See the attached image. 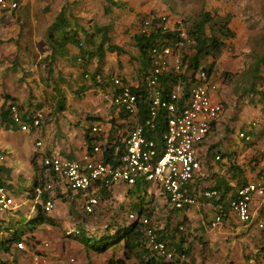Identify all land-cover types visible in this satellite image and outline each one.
Returning a JSON list of instances; mask_svg holds the SVG:
<instances>
[{
  "label": "trees",
  "instance_id": "obj_1",
  "mask_svg": "<svg viewBox=\"0 0 264 264\" xmlns=\"http://www.w3.org/2000/svg\"><path fill=\"white\" fill-rule=\"evenodd\" d=\"M21 2V0H19ZM80 2H67L62 5L59 12L55 15L52 22L47 26L45 30V42L50 51L41 61L36 65L43 67L41 72L40 83L43 87V94L46 101H51V107L53 113H61L66 109V88L74 85L71 75L66 74L63 70L56 67V62L59 59H67L72 67H78L80 69V80L75 82V88L72 91L77 96H83L91 88H101L103 92H116L118 87L113 81V73H107L102 70V63L106 59L107 54L116 53L118 56L128 55L130 61L138 65L137 73L140 76V82L138 86H132L134 93L138 95V112L137 122L130 121L131 115L125 108H117L113 105L114 110L118 109L119 118L123 119L122 122L117 120V117H112L109 122L112 124L111 133L106 142L102 143L104 136L100 132L93 131V123L101 122L103 119L100 117L88 115L87 123L89 127L85 128L84 139L86 146L90 153H93L95 146H101L103 149V160L113 166H118L121 163L122 155L126 151L125 143L122 141L123 137L128 132L134 129L137 125H142L149 138L161 147L163 146V135L167 128L168 112L165 109H159L158 114L153 117L151 113V97L152 92L147 83L150 71L152 70V49L155 46H171L174 51L180 53L182 57V68L179 71L170 70L160 77L159 87L163 89V95L171 94L175 87L182 86L183 94L186 97L189 93L190 87L196 78V73L200 69H204L207 72L208 78H212L216 71L217 63L224 52L231 53L236 52L235 40L238 39V32L233 27V19L235 14L230 10L225 13H220L218 10H208L203 7L198 13L192 17H184L180 24L175 26L174 29L166 27L167 18L158 16L155 12L141 13L139 15L141 27L132 35L134 50L126 48L124 45H120L114 41V29L116 28L115 20L110 18L108 23H95L91 19H85L81 13L76 11L75 6ZM128 6V2L122 0H105L102 4V12L106 17L112 15L115 9H122ZM22 8V3L19 8L8 9L0 7V19L3 20L8 12L16 13ZM18 9V10H17ZM146 21L150 22V26L146 31H143ZM1 22V21H0ZM23 28L21 27L20 34H23ZM19 34V35H20ZM20 37V36H19ZM18 38L13 42L18 44ZM71 46L78 49V52L72 53ZM19 46L18 49H21ZM25 50L30 54L28 59L30 64H35L36 55L29 45L25 46ZM255 60L246 61V69L239 74H232L231 72H224V81L228 82L237 75L241 78L251 79L250 85L244 87L245 93H253L259 96V103L264 107V92L258 88V80L264 81L262 75V68L264 69V54L261 55L255 51ZM23 62L19 56H16L12 60L10 67H18ZM97 66L94 68V64ZM92 67L94 68L92 70ZM89 74V77L86 75ZM123 81L128 83V80L122 75ZM239 78V79H241ZM246 81V79H244ZM241 88V87H240ZM235 88L237 93L238 89ZM34 99V93L31 92L29 102ZM31 104V103H30ZM43 102L39 103L38 108L43 106ZM13 106L16 107L18 113L21 115V121L23 123L30 124L34 128V110H31V105L28 102H21L18 97L13 96L10 93H0V127L7 131H15L21 128V124L14 120ZM112 114H114V112ZM121 117V118H120ZM153 118L154 126L146 124V120ZM216 122H214L215 125ZM41 124V123H40ZM37 128V127H35ZM119 132H122L121 136ZM115 136L111 137V135ZM246 137V136H244ZM36 146L37 145L36 142ZM41 148V146L39 147ZM34 153V157L31 159L32 165L35 168L36 177L34 182L28 187L29 196L35 200V214L32 217L22 216L16 222L6 224L3 222L0 225V261L1 253H9L12 246L21 241H24V234L29 230H34L36 227L41 226L47 222H52L50 214L52 212L46 211L44 205L47 200L54 199L64 194L53 196V188L45 189L44 192L39 195L37 190L40 187H45L52 183L51 179L44 174L38 173L40 167L38 161L40 158L48 156L46 153L39 151ZM218 155L217 160L221 158H230V176L221 175L216 177V180L209 184L204 192L200 195L201 199L207 201H213L217 205L224 202L231 190H233L232 184L235 182L232 200L237 198L238 190L248 184L247 169L238 165L236 162H232L231 154L221 152ZM264 157V151L261 154ZM258 156L252 158L251 169L257 167ZM44 168L47 169L46 166ZM50 175H54L49 169H47ZM55 176L58 180L62 181L57 174ZM12 180V168L6 165L4 161L0 163V187L11 188ZM63 182V181H62ZM54 184V183H53ZM190 184V183H189ZM99 191L90 192L99 198V204L95 209L87 213L85 210V203L83 204V211L87 214L77 215L74 214L72 220V230L69 234H73L76 238L81 240L85 248L90 251L93 250L99 254L105 253L113 249L121 248L123 251V258L117 260L119 264H127V261L135 259L139 264H193L189 247L186 249L183 245V241L173 244L175 242L168 240V243L164 231H157V238L167 242L169 248L174 252L175 260H168L165 256L160 255L156 250L148 247V240L145 234L144 224L141 221V217L148 216L152 219L156 214L157 205L155 203L154 196L148 198V191L150 190L151 182L145 180H138L133 185H127L128 195H135V198L130 200V211L137 213V218L131 220L129 214L126 212V208L123 206L120 208L118 215L126 213V218L120 220L118 216H113L106 223H102L101 219H92V216L98 212V208L102 209L103 203H111L110 198L113 195L115 188L107 187L103 182H99ZM187 193L192 194L194 192L190 185L187 186ZM206 191L215 192L211 196H206ZM82 193V192H80ZM86 193V192H85ZM166 198V194L161 192ZM88 196V193H86ZM88 198V197H87ZM113 199V198H111ZM231 199V198H230ZM66 200V198H62ZM230 200V207L231 202ZM103 201V202H102ZM186 209V207L182 208ZM181 209V210H182ZM219 207L218 211L220 212ZM225 211V210H223ZM224 213V212H223ZM221 212V214L223 215ZM226 213V211H225ZM94 223L95 229H90V224ZM181 226L178 225V229L181 230ZM3 231V232H2ZM262 231V230H261ZM29 238H27L28 240ZM172 246V247H171ZM175 249H174V248ZM185 256L187 260L181 261V257ZM113 261V260H112ZM0 264H4L1 262Z\"/></svg>",
  "mask_w": 264,
  "mask_h": 264
},
{
  "label": "crops",
  "instance_id": "obj_2",
  "mask_svg": "<svg viewBox=\"0 0 264 264\" xmlns=\"http://www.w3.org/2000/svg\"><path fill=\"white\" fill-rule=\"evenodd\" d=\"M248 41L249 40L247 39V42H243L241 41L240 37L235 40L236 52L223 53V57L221 56L219 62L217 63L216 71L211 78L212 80L214 79L215 75L219 74L218 68L221 66L224 67L225 71L231 73H242L246 69V52L249 50V47L244 43H249ZM71 50L72 53L78 52V49L74 46H71ZM228 54L234 55L236 57L228 56ZM126 56L128 55L118 56L116 53L107 54L106 59L103 62H109L105 65L102 63V70L107 73L112 72L114 76L122 75L128 80V83L131 86H138L140 82L139 74L135 72L132 76L134 78L132 79L128 74V71L122 66L123 63L117 61L116 57H119L120 60L123 61L124 57ZM220 62H223V65H221ZM36 63L37 61L35 62V65L30 63L28 64L31 66L32 71L38 72L39 68L37 67ZM22 65L26 66L25 63H22ZM70 66L71 65L69 63L63 72L71 75V79L78 77L81 72L80 69L78 67ZM94 66L96 67L97 63H95ZM0 72L2 73V71ZM261 73L264 76V72L262 71ZM5 74H7V72H5ZM35 74L36 76L38 75L37 73ZM36 76H33V79ZM27 79L30 80V78ZM223 81L224 78L222 79L221 84L219 83V87L217 86V89L213 92V96L216 101L223 102L224 111L218 121H216L215 125L213 126V130L206 140L197 145L198 158L202 162V168L199 172H197L195 178L189 184L190 188L192 187V190L197 193L191 194L197 197V202L193 205L186 206V209H180L181 211L179 209L176 210L175 208L174 210L172 209L173 207L169 205L168 200L160 192V190H158L154 184L151 183L150 185V189L155 187L158 190V193H154L153 195L157 205V210L152 219L159 222L160 230L165 229L164 234L167 241L172 238V240L175 241L173 242L174 245L175 243L183 241L185 248L187 249L189 247L191 254L190 260L193 262V264H244L253 257H264V232L257 227V222L263 218L262 211L260 209V201L262 199L261 196H257L255 198L252 207L253 220L248 223L239 221L236 214L231 210L230 207V200H232L231 196L233 195L234 188H236V186L234 187L235 182L232 184L233 190H231L227 196L229 202H227L225 199L223 204L220 203L217 205L213 201H207L205 198H200V195L204 192V189L209 184L214 182L216 177L221 175L230 176L231 174L229 169L231 166L230 158L225 157L223 159L221 158L220 160H217V157L218 155H221V152L230 153L232 162H236L238 165L247 169L248 183H264V157L261 155L264 151V124L259 120V118H261L260 107L263 106L259 103V96L254 95L253 93H237L235 91V85L227 81ZM261 81L263 84V80ZM260 83L261 82H258V88L264 92V89L262 86H260ZM216 84L218 85V83ZM223 84H225V87ZM74 85L71 86L70 89L66 88V91H68V93H73L72 91L75 88ZM36 86L37 89H40L38 88V85ZM38 91L39 92L37 93L33 91L34 99L31 100V102L27 100L30 95L27 96L21 92L19 93V91L16 90L13 93H8L18 97L21 102H28V105H31V110L38 108L37 105L39 103H44L41 111H46V114L45 118H42L39 127H34L27 131H24L21 128L15 131H7L0 127V151L4 154H8L9 151H7V148H13L11 149V152L14 154L13 159H9L5 155L4 163L12 168V187L8 188L7 190L17 201H19V199L25 200L26 194H29L28 187L30 185L26 181L27 178H31L32 174L34 175V180L36 177L35 168L32 165L31 159L34 157L37 147L34 151L32 150L30 157L27 156L29 167L32 169V172L26 173L28 167L25 166L24 160L19 153L26 151L28 143L25 141V133L32 131L33 135L36 137V142L40 141L42 143L39 145L41 148L38 147L40 149L39 151L46 153L48 156L59 155L64 158L79 160L87 152H89L84 139L85 128L90 126V124L88 125L87 123L88 115L103 119L101 122L93 123L94 126L98 125L102 128L100 133L104 136V139L101 144L108 140L111 133L112 124L109 122V120L116 116L119 122L123 121V119H118V110H114L113 105L105 97L104 92L99 88H91L88 91H98L100 92V95L103 93V96L101 95L103 97L102 102L105 104L102 103L100 106L101 109L96 107V112L94 114L91 113L88 115L85 112V109L87 110V106L81 104V100L76 98L77 102L73 106H70L72 103L70 100V94H66L67 102L65 111L61 113H53L51 101L48 100L50 104L47 110L45 107V103L47 102L46 98L45 96H42L40 90ZM0 93H2L1 90ZM74 96L77 95L74 94ZM230 101L232 102L231 110L229 109ZM105 105H109L106 110L104 108ZM113 111H115L114 114H112ZM73 115L79 116L80 118L76 121L74 118H71ZM105 116L108 118H105ZM130 121L137 122V115L131 116ZM238 127L240 128V136L241 133H244L246 136H242L244 139L253 140L251 144L242 145L239 144V142L233 144L230 142V138L232 139L231 133ZM121 134L122 132H119L120 136ZM113 136H115L114 133L111 135V137ZM126 136L123 137V142ZM221 145H226L227 149L222 150L220 147ZM99 148L100 150L96 153V156L103 159V149L101 146H99ZM257 156L258 161L255 163L258 165L254 169H251V160ZM20 162L23 163L20 164ZM38 162V166L40 167L38 173L44 174V176L48 177V179L50 178L52 180L51 182L54 183L55 191H53V196L55 197L57 193L65 195L62 197L60 196L59 198L56 197L54 202L56 205L60 204L62 207H67V212H53L50 214L52 222L43 224L52 225V228L54 229L52 236L50 237V248L39 249V247L42 245L37 246L36 244L32 243V241L36 243V241H34L36 238L33 236V229V232L31 231L30 233L27 231L24 234L25 242L27 238H29V245H27V250L25 251L30 255L32 254L28 264L32 263L34 254L43 253L41 251H45L46 253L44 254H46L48 258L45 264H69L68 260L72 256L76 257L78 264H99L98 259L99 255L101 254L93 250L88 251L81 240L76 238L73 234L68 235L72 230V220L74 214L76 210L82 206L81 204L77 203L75 194H83V196H86V193L69 188L62 181L58 180V178L55 176V173H53L54 175L49 174L48 170L44 168L41 158ZM128 188L129 187L125 183L119 184L115 186L114 194H120V196H117V199L121 200L119 203V208L124 206L129 210V212H133L130 211L131 209L128 206L130 204V201H128L129 195L127 194ZM98 189H100L99 183L97 187L93 188L92 190L95 192L99 191ZM121 190L123 191L121 192ZM88 193L92 194L90 190ZM62 198H66V200L63 201ZM29 199L33 201L32 207L35 209V200L32 198ZM17 201V208H15V212L19 209V202ZM219 207L221 208L220 212L218 211ZM223 210H225L226 213ZM7 212L8 211L0 210V225H2L3 222L9 224L19 220V218H8L6 216ZM221 212H224L223 215ZM218 214L222 215V221L215 223V218ZM64 223H66L68 226V228H64L65 230H68L66 235L63 230ZM178 225H183L184 229H181L182 231H180L178 229ZM56 229H60L62 231ZM168 243L170 244L169 241ZM17 251L24 253V250L19 249L16 247V244H14L9 253L2 252L1 255L3 253L10 255ZM120 258H123L122 251L119 252L118 255H115V258H110L105 264H119L117 260ZM1 262L4 264H9L8 259L3 257L0 263ZM18 264L20 263L18 262Z\"/></svg>",
  "mask_w": 264,
  "mask_h": 264
},
{
  "label": "built area",
  "instance_id": "obj_3",
  "mask_svg": "<svg viewBox=\"0 0 264 264\" xmlns=\"http://www.w3.org/2000/svg\"><path fill=\"white\" fill-rule=\"evenodd\" d=\"M21 6L19 0H0V7L16 9ZM150 26L146 21L143 31ZM168 25L166 24L167 28ZM182 68V57L179 52L169 45L155 46L152 49V70L147 83L151 89V113L155 117L159 109L168 112L167 128L163 135V146H159L154 139L147 136L142 125H137L128 132L124 139L126 151L122 155L121 163L113 166L96 156L100 150L94 147L93 153L87 152L81 159L72 160L59 155L45 156L41 158L43 166L57 174L69 188L88 193L96 188L99 182L107 187L125 183L135 184L139 179L151 182L160 192L167 196L169 205L175 209H182L197 202V197L187 193V186L195 178L202 168V162L198 158L197 145L206 140L213 130L214 122L218 121L224 111L222 101H216L213 92L217 84L208 78L207 72L200 69L196 73L195 81L190 87L188 95L183 94V87L177 86L171 94L163 95V89L159 87L160 77L170 70L179 71ZM89 77V74L86 75ZM113 81L118 87L116 92H104L105 97L117 108H125L131 116L138 112V95L133 92L132 86L123 81L122 77L115 75ZM103 91V90H102ZM118 110V109H117ZM14 120L20 123L21 129L30 130L31 125L21 121V115L13 106ZM120 111H118L119 113ZM42 115L38 114L34 120V127H39ZM153 118L147 119L146 124L154 126ZM100 126H94V132H100ZM241 136H245L241 133ZM40 141L37 145H41ZM5 160V154L0 151V163ZM50 183L45 187L38 188L41 195L45 189L53 188ZM215 194L206 191V196ZM257 196H261L260 209L263 218L257 223V227L264 232V183L251 182L238 190L236 199L231 202V210L236 214L239 221L248 223L253 220V203ZM99 204V198L88 193L85 203L87 213L92 212ZM46 211L52 212L55 202L52 199L44 205ZM16 208V200L6 187H0V210L9 211ZM131 220L137 218V213L129 214ZM144 224L148 247L156 250L168 260H175L174 252L164 240L157 238L160 224L148 216L141 217ZM222 221V215L218 214L215 223ZM184 229V226H181ZM48 247L49 245L46 244ZM19 249L25 250L27 243L21 241L16 244ZM48 258L44 254H34L32 263L45 264ZM187 260L185 256L181 261ZM69 264H78L76 257L68 260ZM181 264V263H180ZM244 264H264V257L251 258Z\"/></svg>",
  "mask_w": 264,
  "mask_h": 264
},
{
  "label": "rangeland",
  "instance_id": "obj_4",
  "mask_svg": "<svg viewBox=\"0 0 264 264\" xmlns=\"http://www.w3.org/2000/svg\"><path fill=\"white\" fill-rule=\"evenodd\" d=\"M74 1L80 2L79 5L75 6V8L78 13H81V15L85 17V19L90 18L92 22L100 23V24L108 23L110 21V18L115 20L116 28L114 29L113 32L114 41L120 45H124L126 48L130 49L131 51L134 50L132 35L141 27L140 18H139V15L141 13L155 12L156 14H158V16L162 18H167L168 27L174 29L175 26L180 24L181 20L184 17L189 18L194 16L203 7H205L208 10H213V11L218 10L220 13H225L226 11L230 10L235 14L233 19V27L238 32V37H240L241 41L243 42H247V39L249 40L248 41L249 43H244L249 47L248 48L249 50L246 52V57L248 58V61L250 62L252 60L253 61L255 60V55H256L255 51H257L261 55L264 54V0H122L128 2V6L122 9H115V12L108 17L103 15L102 12V4L105 2V0H21L22 3L21 9L19 10L17 9L18 11H16V13L8 12L3 20L0 19L1 21L0 22V71H2V73L0 72V90L2 91V93H8V92L13 93L16 90L19 91V93L21 92L29 96L30 92L35 91V93H37L39 92L38 90H40V93L44 97L42 90L44 86L40 83L41 72L43 70V67H40L38 72L31 70V66L28 64L29 61H31V59H28V56L30 54L25 50V46L29 45L32 48L34 54L36 55V61L37 62L41 61L42 58L45 57L50 52L45 42V30L47 26L52 22L58 10L61 9L62 5H64L67 2H74ZM21 27L23 28L22 35L20 34ZM17 38L19 40L18 41L19 46H22L21 49H18L19 46H17V44L13 42V40ZM226 53H231V52L226 51ZM16 56H19L20 60L23 63H25L26 66L21 64L18 67L11 68L10 64ZM228 56L236 57L231 54H228ZM116 58L117 61L123 63L122 66L128 71V74L133 79L134 77L132 76L134 75L135 72H137L138 65L130 61L129 56L124 57L123 61H121L119 57ZM108 62L109 61H106L104 65ZM55 64L56 67H58L59 69L65 70V68L69 64V61L67 59H59ZM221 65H223V62L221 63ZM94 68L92 67V70ZM262 71L264 72V69ZM5 72H7V74H5ZM218 72L219 74L214 76L213 82L218 83V87H219V85L222 82V79L224 78L223 74L226 71L224 67L221 66L218 68ZM35 73H37L38 75L36 76ZM232 74L240 75L241 73L239 72ZM239 75H237L236 77H234V79L228 82L235 85V88L241 87L240 90L238 89V92L244 94L243 89L244 87H248L250 85L251 79L241 78ZM33 76L36 77L33 79ZM27 78H30V80H28ZM72 79L74 82H79L80 77L78 76ZM244 79H246V81H244ZM258 82H261L260 86H262L264 89V81L263 84L261 80H258ZM36 85H38V88L40 89H37ZM223 85L225 87V84ZM99 89L103 90L101 88ZM65 94H70V100L72 101L70 106H73L77 102L76 98L78 100H81V104L87 106L86 107L87 110L85 109L87 115L91 113L94 114L96 112V107L97 108L99 107V109H101L100 106L103 103L102 102L103 93H101L102 95L101 96L100 92L98 91H94V92L88 91L87 93H84L82 97L74 96L73 93L71 92L68 93V91H66ZM229 103H230L229 109L231 110L232 102L230 101ZM233 103L235 104L234 101ZM45 104H46L45 107L48 110L50 102L47 101ZM108 106L109 105H105L104 107L105 110L107 109ZM42 108L43 106L34 109L35 111L34 116H37L38 114H42L41 120L42 118H45V114H46V111L44 112L41 111ZM260 108H261L260 110L261 118H259V120L261 123L264 124V107H260ZM71 118L72 119L74 118L77 121L80 117L73 115V117ZM105 118L108 117L105 116ZM239 127L231 133L232 139L230 138V142L232 144L239 142V144L242 145L251 144L253 140L244 139L242 136H240ZM24 136L26 143H28L26 147V151H22L19 153L24 160L25 166L28 167L26 173H29L32 172L31 171L32 169L29 167V161L27 159V156L30 157L32 154V150L34 151L35 148L37 147L36 137L33 135L32 131H28L27 133H25ZM220 147L222 150L227 149L226 145L225 146L221 145ZM11 149L13 148H7V151L9 152L8 154H5L9 159H13L14 157V154L13 152H11ZM22 163L23 162H20V164ZM26 181L29 185H31L34 181V175L32 174V177L27 178ZM122 191L123 190H121V192ZM154 193L155 194L158 193V190L155 187L150 189L148 193V198L150 199L154 195ZM75 195H76L75 197L77 198V203L82 205L76 210L77 215L86 214L83 211V204L88 196L87 195L83 196V194H75ZM117 196H120V194H114L113 191V195L111 196V198L113 199L110 198V202L111 200L112 202L103 203L101 207L102 209L98 208L96 217L95 215H89V216H92V219L95 218L101 219L102 223H106L108 220H110L113 216L116 215L120 220L125 219L127 215L126 213H123V215H118L121 214L119 208V203L121 202V200L117 199ZM25 197H26L25 200L24 199L21 200L19 199V201L16 200L17 202H19L18 203L19 209L16 212L15 209L8 211L6 213V216L8 218L13 217V219L15 218L20 219L22 216L27 218L35 214L36 211L32 207L33 201L29 199L31 197L29 196V194H26ZM134 198L135 195H131L128 197L129 199L128 201ZM56 211L67 212V207H62L60 206V204L56 205L52 213L53 212L55 213ZM66 227L68 228L66 223H64L63 230L65 235L66 232L68 231L64 229ZM90 229L92 230L95 229L94 223L90 224ZM53 230L54 229L52 228V225H43V226L41 225L36 227L33 233L34 238H36L34 239L36 243L33 241L32 243L36 244L37 246L42 245L39 247V249L50 248L51 246L50 237L52 236ZM56 230L62 231L60 229H56ZM28 231L31 233L32 230L28 229ZM26 243H28V240H26ZM46 244H48L49 246L47 247ZM27 245H29V243ZM25 250L24 253L17 251L14 254H10V255L3 253L1 255V258L3 257L5 259H8L9 264H18V262L20 264H28L30 261V257H32V254L30 255L29 253H26ZM121 251H122L121 248H117L114 251L113 249H111V251L109 252H105L101 255L98 254L99 264H105L107 261H109L110 258L113 257L115 258V255H118L119 252ZM41 252L43 253L40 254L46 253L45 251H41ZM127 264H139V262H137L135 259H131L127 261Z\"/></svg>",
  "mask_w": 264,
  "mask_h": 264
}]
</instances>
